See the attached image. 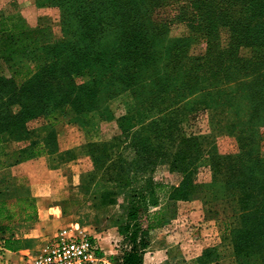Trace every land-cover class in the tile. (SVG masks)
I'll use <instances>...</instances> for the list:
<instances>
[{"label":"trees","instance_id":"trees-1","mask_svg":"<svg viewBox=\"0 0 264 264\" xmlns=\"http://www.w3.org/2000/svg\"><path fill=\"white\" fill-rule=\"evenodd\" d=\"M38 1L61 9L60 32L50 43L41 44L22 19L0 16V150L7 138L20 143L18 160L3 167L42 156L49 162L77 158L75 148L61 147L52 122L70 115L88 126L92 113L104 116L109 100L128 90L136 106L117 119L118 133L81 148L93 163L84 179L94 184V197L105 206L119 192L128 199L120 228L129 239L123 264H144L148 231L163 224L151 220L159 188H168L169 199H187L203 162L226 195L239 197L240 213L223 219L236 256L256 254L264 264V0ZM174 22L207 35L205 56L188 54L192 35H172ZM224 25L232 35L229 48L222 49L215 37ZM37 50L46 62L18 83L8 64ZM91 67L96 74L84 78ZM233 82L235 93L217 92ZM200 107L213 108L217 121L236 136L237 152L220 153L212 135L186 132L184 122ZM161 165L180 175L178 184L156 180ZM6 178L0 185L8 186ZM20 186L25 193L17 200L0 198V239L12 251L32 247L35 239L14 234L38 221L37 198ZM217 257L207 250L202 264Z\"/></svg>","mask_w":264,"mask_h":264},{"label":"rangeland","instance_id":"rangeland-1","mask_svg":"<svg viewBox=\"0 0 264 264\" xmlns=\"http://www.w3.org/2000/svg\"><path fill=\"white\" fill-rule=\"evenodd\" d=\"M172 11L171 16L176 13L174 9ZM167 14L168 12H163L160 16L165 17ZM0 16L22 19L29 28L36 30V37L41 44L54 41L60 32V7L41 4L38 0H0ZM189 28L182 22H174L172 35L191 34L188 54L193 57L205 56L208 52L207 35L196 28H193V31ZM231 35L229 26H221L216 32V47L229 48ZM44 62L46 58L42 50H37L18 56L8 67L16 81L21 83L30 69ZM95 74V68L91 67L84 78ZM217 92L235 93L236 83H228L218 88ZM135 106V99L127 90L109 100L108 113L104 116L92 113L88 126H82L70 115H61L52 122L61 147L75 148L78 157L65 162H49L47 157L42 156L35 161L20 162L16 167V179L11 174L6 175L5 181L13 192V200L25 193V189L21 190V182L24 185L22 188H28L31 196L37 198L38 208L47 209L54 205L62 208L63 215L58 230L79 224L99 246L98 256L101 261L98 264H123V254L129 239L120 228L125 225L127 219L128 199L124 193L119 192L115 197L116 202L105 206L94 197V184L91 186L89 181L84 179L85 174L92 171L93 163L81 148L87 141L112 138L119 131L117 119L132 113ZM214 114L213 108L200 107L186 119L184 129L195 135H212L220 153L237 152L239 142L236 136L223 122H218ZM261 133L264 157V125L261 126ZM41 134L42 132H38L36 136ZM2 147L0 169L4 164H14L18 160L20 143L7 138ZM50 164L54 167L51 168ZM154 176L156 180L169 185L178 184L181 180L180 175L171 172L168 165L159 166ZM3 179L0 177V180ZM193 179V190L187 199H169L168 188H159L160 204L151 209V220H162L163 224L148 231L149 245L145 249L144 264H202L201 259L205 257L207 250H210V256L213 252L218 256L212 264H261V258L256 254L236 256L232 237L226 230L227 224L223 222L225 217L240 213L238 195H226L221 186L214 182L213 171L205 162L198 166ZM41 191L43 194H38ZM123 205H126V208H123ZM12 209L19 213L21 211L19 205L12 204ZM148 222L145 219L141 227L146 228ZM45 241L34 240L28 252L4 254V251H0L3 252L0 264H25L41 253Z\"/></svg>","mask_w":264,"mask_h":264},{"label":"built area","instance_id":"built-area-1","mask_svg":"<svg viewBox=\"0 0 264 264\" xmlns=\"http://www.w3.org/2000/svg\"><path fill=\"white\" fill-rule=\"evenodd\" d=\"M43 244L41 253L25 264H98L101 261L99 246L79 224L59 229ZM4 250L0 246V251ZM0 254L3 256V252Z\"/></svg>","mask_w":264,"mask_h":264},{"label":"crops","instance_id":"crops-1","mask_svg":"<svg viewBox=\"0 0 264 264\" xmlns=\"http://www.w3.org/2000/svg\"><path fill=\"white\" fill-rule=\"evenodd\" d=\"M16 167L14 165L6 166L0 169V177L5 178L7 174L17 177ZM2 182V181H0ZM7 185H0V198H8L12 196L13 192ZM10 192V194H8ZM42 195L43 192H38ZM47 194V192H45ZM14 196V195H13ZM63 215L62 208L59 205L49 206L47 209L38 208V221L28 229L15 230L14 238L35 239V240H48L55 235L58 231V224L61 216ZM10 233H3V236L9 237ZM0 246L3 247L4 254L7 253H23L30 251V248H20L16 251L9 250L4 247L3 240L0 239Z\"/></svg>","mask_w":264,"mask_h":264}]
</instances>
